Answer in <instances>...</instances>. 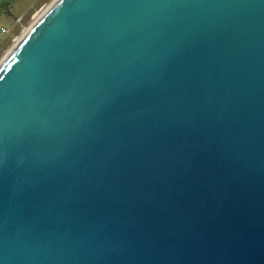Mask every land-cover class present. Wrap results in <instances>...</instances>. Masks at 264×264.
<instances>
[{
  "label": "water",
  "instance_id": "obj_1",
  "mask_svg": "<svg viewBox=\"0 0 264 264\" xmlns=\"http://www.w3.org/2000/svg\"><path fill=\"white\" fill-rule=\"evenodd\" d=\"M0 264H264V0H52L0 61Z\"/></svg>",
  "mask_w": 264,
  "mask_h": 264
},
{
  "label": "rangeland",
  "instance_id": "obj_2",
  "mask_svg": "<svg viewBox=\"0 0 264 264\" xmlns=\"http://www.w3.org/2000/svg\"><path fill=\"white\" fill-rule=\"evenodd\" d=\"M52 0H0V61ZM6 28L4 34L2 29Z\"/></svg>",
  "mask_w": 264,
  "mask_h": 264
},
{
  "label": "built area",
  "instance_id": "obj_3",
  "mask_svg": "<svg viewBox=\"0 0 264 264\" xmlns=\"http://www.w3.org/2000/svg\"><path fill=\"white\" fill-rule=\"evenodd\" d=\"M2 32L5 34L7 32V29L6 28H3L2 29Z\"/></svg>",
  "mask_w": 264,
  "mask_h": 264
}]
</instances>
